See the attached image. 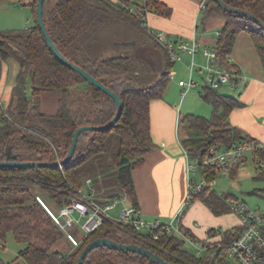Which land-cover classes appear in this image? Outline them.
<instances>
[{
	"label": "trees",
	"instance_id": "trees-1",
	"mask_svg": "<svg viewBox=\"0 0 264 264\" xmlns=\"http://www.w3.org/2000/svg\"><path fill=\"white\" fill-rule=\"evenodd\" d=\"M223 1L234 8L251 12L264 23V0ZM37 3L38 0L33 3V27L21 32H0V61L14 60L19 65L11 102L6 109L0 106V162H61L69 154L74 134L79 128L104 127L117 112L113 99L88 84L55 57L38 24ZM147 4L152 11L157 9L151 0H147ZM131 7L136 8L135 14L130 12ZM140 10L138 1L127 0L45 2L44 24L58 50L70 62L116 93L122 101L123 112L112 128L81 134L73 159L63 167L0 169V246L4 247L8 234L12 233L15 240L24 245L19 259L26 264H76L88 244L104 238L119 244L145 247L172 264H209L206 258L195 257L184 240L177 236L165 235L150 244L146 235L111 221H105L97 231L80 240L79 246L72 244L74 253L65 254L56 247L67 236L38 201L41 198L50 209L55 210L68 204L79 189L97 196L99 193L95 192V187L99 177L111 172L117 173L115 182L119 187L108 192L107 198L117 193L134 200L132 172L155 148L151 137L150 104L164 96L174 67L166 51L144 26ZM212 13H218L227 20L216 47L222 64L235 70L229 57L238 36L247 32L254 41L264 69V30L246 18L223 11L214 0H207L205 15ZM133 41L136 44L131 47L117 46V43ZM140 47L154 48L162 54L165 61L163 72L155 74L151 68H142L133 59ZM110 51H116V54L107 55ZM140 69L150 70L153 77H149L148 73L140 75ZM144 77L152 78L153 84L141 85ZM219 91L210 88L201 91L203 99L213 108L212 116L206 118L188 114L180 117L179 140L189 159L198 166L200 180L207 178L208 181L224 176L215 168L205 166L211 149L222 152L244 144L254 145L256 149L252 153L255 155L257 174L253 179L264 183V146L230 122L232 111L242 107L243 103ZM45 92L62 94L55 115L41 112V95ZM76 99L81 100L78 111L71 108ZM113 134L117 135L119 147L111 155V164L107 166L103 164L102 157L107 153L109 138ZM244 163L227 175L234 178ZM87 180H91L90 186L86 184ZM105 183L111 186L112 180L106 178ZM196 200H201L215 216L230 214L232 205L240 202L235 195L219 194L214 188L203 189L190 204ZM215 230H210V234ZM229 235L227 231L226 236ZM0 264L5 263L0 261ZM83 264L154 263L135 253L103 247L91 251Z\"/></svg>",
	"mask_w": 264,
	"mask_h": 264
},
{
	"label": "crops",
	"instance_id": "crops-1",
	"mask_svg": "<svg viewBox=\"0 0 264 264\" xmlns=\"http://www.w3.org/2000/svg\"><path fill=\"white\" fill-rule=\"evenodd\" d=\"M112 1L120 2L119 0ZM151 1L156 4L157 9L148 12L146 16V24L149 28L165 32L167 38L175 43L194 38L202 47H217L219 34L225 27L227 20L218 13L207 16L205 13H201L199 7L203 0ZM34 2L35 0H28L26 3L32 9L35 18ZM189 60V57L186 56L182 63L177 64V69L175 68L176 64H174L171 72L175 75V79L170 81H174L176 86L172 87L181 88L176 82L179 71L180 74L183 71L189 77L186 68ZM229 62L232 68L240 72L242 78L225 86L219 93L223 92L221 94L237 98L243 103L242 107L232 111L230 122L264 146V69L249 33L242 32L238 36ZM18 73L19 65L16 61H0V100L3 107L6 106L5 108L11 102L12 90L16 85ZM170 89L167 88L161 99L153 100L150 104L151 137L155 148L144 157V163L132 172L135 198L133 200L132 197L127 196L126 202L127 205L140 208L145 217L150 220L169 221L180 208L184 207L189 192L188 164L193 162L186 155V150L178 137L180 113L171 99L170 92H168ZM199 94L201 95V90H199ZM60 99L59 93H42L41 112L45 115H55L59 108ZM247 156L251 158L255 166L254 153H246L245 163L250 160ZM240 168L234 178H238ZM256 174L257 171L254 167L252 179ZM253 181L256 182L254 179ZM260 190L262 189H254L252 192L257 193ZM113 194L117 193L111 195ZM109 198L106 197L105 200L104 197V200L107 202ZM207 209L208 207L201 200L194 201L185 209V214L181 220L184 230L198 240H208L215 237V235L210 236V230H214L220 224L222 230H229L238 225V219L232 213L216 216V219H210L203 226L193 222L194 217L198 215L202 219L201 222L204 223V220L208 219L207 212L209 209Z\"/></svg>",
	"mask_w": 264,
	"mask_h": 264
},
{
	"label": "built area",
	"instance_id": "built-area-1",
	"mask_svg": "<svg viewBox=\"0 0 264 264\" xmlns=\"http://www.w3.org/2000/svg\"><path fill=\"white\" fill-rule=\"evenodd\" d=\"M137 1L141 8L140 18L145 21L144 26L153 39L166 51L171 62L182 63L186 56L190 59L186 66L189 79L178 81L184 96L192 90L203 91L205 88L219 91L233 81L242 78L237 70H230L222 64L216 48L202 47L194 38L175 43L167 38L165 32L149 28L146 24V16L148 12L152 11V7L147 4V0ZM199 10L201 13L206 12L207 0L201 2ZM130 12L135 14L136 8L131 7ZM195 76L201 77V82L197 81ZM174 79L175 75L171 72L170 80ZM0 106L6 109L1 100ZM255 149L254 145L248 144L222 152L211 149V155L205 160V166L215 168L219 174L225 176L238 165L243 164L245 154ZM186 155L188 156L187 151ZM197 170V165L188 164L190 178L186 204L169 221L147 219L140 208L126 204V195H118L107 202L97 203L94 201L93 194L79 189L71 196L68 204L55 210L50 209L41 198H38V201L75 247L79 246L80 242L69 233L71 227L79 225L84 237H88L97 231L105 221H111L131 227L138 233L146 235L150 244L165 235L177 236L184 240L195 257L206 258L209 264H264V214L258 210L250 209L244 202H236L232 205L231 213L238 219L237 226L229 230L216 229L210 235H215V237L208 240H198L193 235L186 233L181 225V220L187 205L203 189H212L216 185L215 180L208 181L207 178L197 181L195 178ZM86 184L90 186L91 180H87ZM120 204L122 207L117 212V216H112L111 212L115 211ZM76 214L78 218L75 217ZM82 219L83 223H81ZM227 231L230 233L229 236H226Z\"/></svg>",
	"mask_w": 264,
	"mask_h": 264
},
{
	"label": "rangeland",
	"instance_id": "rangeland-1",
	"mask_svg": "<svg viewBox=\"0 0 264 264\" xmlns=\"http://www.w3.org/2000/svg\"><path fill=\"white\" fill-rule=\"evenodd\" d=\"M119 1L122 2L124 0H119ZM131 1H133V3H136L135 2L136 0H131ZM26 2L28 3V0H0V32H6V31H11V30H18V31L22 30L23 31L35 25V18H34L32 9L29 7V5ZM145 42L151 45V42H149V40H146ZM112 54L113 55L116 54V51H110L107 55H112ZM175 68L176 69L178 68L177 64L175 65ZM139 71H140L139 73L140 75H143L144 73H148L149 77L153 75L150 70L140 69ZM178 73L179 75H177L176 82H178L179 78H182L185 80L189 79L188 75H186L183 71L181 72V74H180V71ZM146 78L147 79H145L144 77V81L141 83V85H144V86L152 85L153 79L151 78L149 80L148 77ZM195 79L201 82V77L195 76ZM174 85H175L174 81L169 82L168 88H171V89L168 92H170L171 99L175 103L176 109L179 110L180 117H184L188 114H194V115L203 116L206 118H210L212 116L213 108L199 94V90H192L186 93L184 96L182 93L183 89L182 88L176 89L172 87ZM59 94H60V98H62V94L61 93ZM167 95L169 96L168 93ZM79 99H76V101L72 103L71 105L72 110L78 111L79 104L81 103V100ZM118 147H119V143H118L117 135L113 134L109 138L107 153L104 154V156L102 157L104 165L109 166L111 164L110 157L113 153H115L118 150ZM247 157L249 158V156ZM249 159L250 160L248 162L246 161L245 163L246 165L244 164L243 166H241L239 170L238 178H232L230 175L218 176L216 180V185L213 188L219 194L235 195L239 199L240 202H244L250 209L258 210L262 214H264V183L253 181L252 177H253V171H254L255 166L251 158ZM108 174L110 175L100 176L97 181L95 192L99 193V195L93 196L94 201L97 203L106 202L105 201L107 197L106 194L108 192L115 191L119 187L117 183L115 182L117 173L111 172ZM196 175L197 177L195 178L197 179V181H200L199 169L197 170ZM106 178L108 180H112L111 186H106V183H105ZM254 189H262V190L257 191L256 194H251V192ZM104 197H105V200H104ZM109 200L111 199L109 198ZM121 207H122V204H120L115 211L111 212V215L114 217L117 216V212L119 211ZM207 216H208V219H205L204 223L201 222L202 219L198 215L194 217L195 220L193 222L199 223L200 226L201 225L203 226V224L206 225L210 219L217 218L209 210L207 212ZM75 217L78 218V215L76 214ZM83 222L84 220L82 219L81 223ZM221 227L222 226L220 224L215 229H220ZM69 233L77 241H80L84 238V235L79 225H75L71 227L69 229ZM23 248H24V245L18 243L15 240L13 234L9 233L4 247L0 246V261H2L5 264H26L23 259L22 260L19 259V253L22 251ZM73 248L74 247L72 245V242L69 240L68 237L63 239L62 242L58 244L56 247V249H58L59 251L65 254L74 253L75 250Z\"/></svg>",
	"mask_w": 264,
	"mask_h": 264
},
{
	"label": "water",
	"instance_id": "water-1",
	"mask_svg": "<svg viewBox=\"0 0 264 264\" xmlns=\"http://www.w3.org/2000/svg\"><path fill=\"white\" fill-rule=\"evenodd\" d=\"M214 1L218 3V5L220 6V8H222L223 11L229 14L237 15L242 18H246L250 20L251 22L255 23L256 25H258L262 30H264V23L262 22V20H260L256 15L252 14L251 12L247 10H243V9L234 8L228 5L227 3H225L223 0H214ZM45 2L46 0H38L37 21H38V24H39V27L42 33L44 34L48 42V45L51 51L61 63L69 67L71 70H73L77 74H79L88 84L99 89L104 94H106L111 99H113L117 105V112H116L115 117L112 119V121L104 127L85 126V127L79 128L74 134V138H73V142H72V146H71L69 154L61 162H58L56 164H42V163H35V162L6 161V162H0V169L2 168L27 169V168H37V167H63L67 165L68 163H70L71 160L73 159L75 152H76V148H77L78 138L81 134L85 132H89V131H105V130L112 128L118 122L123 112L122 101L116 93H114L110 88L106 87L103 83H101L100 81L92 77L85 70L75 65L74 63L70 62L58 50V48L56 47L54 41L49 35L46 29V26L44 24L43 11H44ZM135 44L136 42L133 41V42L117 43V46H121V45L134 46ZM133 59L137 60L142 68H146V67L151 68L155 74H159L163 72L164 67H165L164 57L159 51H157L154 48L140 47L133 55ZM117 196L118 194H113L110 196V198H115ZM103 247L117 250V251H122V252L135 253V254L141 255L149 259L154 264H172V263L165 261L159 255L155 254L151 250L146 249L145 247L137 246V245L119 244V243H116L106 238L98 239L88 244L86 248L80 254L76 264H83L85 259L87 258V256L89 255L91 251H93L96 248H103Z\"/></svg>",
	"mask_w": 264,
	"mask_h": 264
}]
</instances>
